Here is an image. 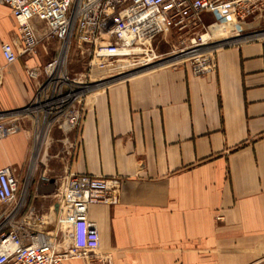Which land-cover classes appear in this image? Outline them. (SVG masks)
<instances>
[{
	"label": "crops",
	"instance_id": "obj_1",
	"mask_svg": "<svg viewBox=\"0 0 264 264\" xmlns=\"http://www.w3.org/2000/svg\"><path fill=\"white\" fill-rule=\"evenodd\" d=\"M31 24L40 42L20 54L17 23L0 4V121L17 126L0 138V169L26 190L20 220H43L59 251L110 250L114 264H264V33L218 47L207 74L161 65L90 86L77 100L79 125L46 130L25 109L61 44ZM72 174L120 177L117 202L87 206L84 227L62 211L50 224Z\"/></svg>",
	"mask_w": 264,
	"mask_h": 264
},
{
	"label": "built area",
	"instance_id": "obj_2",
	"mask_svg": "<svg viewBox=\"0 0 264 264\" xmlns=\"http://www.w3.org/2000/svg\"><path fill=\"white\" fill-rule=\"evenodd\" d=\"M0 4L10 8L17 23L20 54H33L40 42L32 20L44 24L47 37L60 41V50L43 67L44 81L25 109L46 130L54 124L65 129L78 126L82 112L77 100L90 86L147 65L151 43L158 35H194L191 49L179 62L189 61L191 72L203 75L215 70L214 52L218 47L213 45L228 42L224 34H237L238 24L253 15L260 14L264 19V0H0ZM205 13L211 22L205 23ZM214 26L220 27L222 34L217 35ZM201 30L205 31V39L197 36ZM72 45L83 55V74H73L68 67L67 53ZM1 52L6 63L17 59L9 42L1 45ZM16 130V125L0 121V138ZM120 183L117 176L69 175L50 224L57 225L62 211L74 226H86L87 206L116 203ZM25 197L26 190L15 171L1 168L0 206L13 205L0 212V264H63L75 257L84 258L87 264H114L110 250L84 246L57 250L43 229V220H36L40 229L30 228L34 225L20 220Z\"/></svg>",
	"mask_w": 264,
	"mask_h": 264
},
{
	"label": "rangeland",
	"instance_id": "obj_3",
	"mask_svg": "<svg viewBox=\"0 0 264 264\" xmlns=\"http://www.w3.org/2000/svg\"><path fill=\"white\" fill-rule=\"evenodd\" d=\"M207 17H208L207 13H205V19H206L205 23L211 22L210 19ZM242 23H244L242 26L240 27L238 26L240 29H238L237 34H234V35L224 34L223 35L224 37L226 36L230 39L228 42H233L236 39L254 36L259 33H264V19H263V16H261L260 14L253 15L250 19ZM241 27H245V28L241 29ZM203 34H205V31L201 30L197 33V36L203 35ZM193 36L194 35H189V36L185 35V37L183 38L181 35L175 32H166V33L158 35L151 43V51H149V57L147 60H145V63H147V65H143L135 70L148 67L150 65H153L154 63L160 62L167 58L178 56L182 54L183 52L188 51L189 49H191L190 48L192 46L191 38H193ZM221 38L222 37H218L219 40H221ZM220 42H223V41H220ZM70 59L72 60V63L70 64V67L69 66L68 67L72 68L71 72L73 74H83L85 72V63H84L83 55L80 54L79 49L74 48L73 45L69 50V60ZM179 61L171 62L166 65H171L172 63L174 64H182V63L187 64L188 63L189 64V61H185L182 63ZM12 205L13 203L1 205L0 212L6 209L9 210ZM30 228L40 229L41 227H39L36 224L34 226H31ZM43 229L47 230V227H43Z\"/></svg>",
	"mask_w": 264,
	"mask_h": 264
},
{
	"label": "water",
	"instance_id": "obj_4",
	"mask_svg": "<svg viewBox=\"0 0 264 264\" xmlns=\"http://www.w3.org/2000/svg\"><path fill=\"white\" fill-rule=\"evenodd\" d=\"M236 40H237V39H236ZM236 40H235V41H236ZM228 43H229V42H225V41H224V42L216 43V44H214L213 46H214V47H223V46L228 45ZM182 56H184V54H180V55L175 56V57L167 58V59L162 60V61H160V62L154 63L153 65H150V66H148V67H144V68H141V69H138V70H135V71H132V72L126 73V74H122V75H120V76L118 75V77H114V78H112V81H115V80H117V79H120L121 77H124V76H129V75H132V74H135V73L141 72V71L146 70V69H148V68H153V67H157V66L164 65L166 62H168V61H173V60H176V59H179V58H181ZM102 83H103V82H102ZM102 83H100L99 85H101ZM99 85H96V86H93V87H97V86H99ZM20 112H23V111H20ZM57 206H58V204L56 203V204L54 205V209H55V210H57Z\"/></svg>",
	"mask_w": 264,
	"mask_h": 264
},
{
	"label": "bare ground",
	"instance_id": "obj_5",
	"mask_svg": "<svg viewBox=\"0 0 264 264\" xmlns=\"http://www.w3.org/2000/svg\"><path fill=\"white\" fill-rule=\"evenodd\" d=\"M213 31L217 34V35H220V34H222V29H220V27H218V26H214L213 28ZM206 38V35H202V39H205ZM227 39H229V38H227ZM186 53V54H185ZM187 53L188 52H183L182 54H184V56H182L181 58H179V59H177V60H173V61H168V62H166L165 63V65L166 64H169V63H171V62H176V61H179V60H181V59H183L184 57H186L187 56ZM147 71V70H146ZM133 75V74H132ZM130 76V75H129ZM36 132V131H35ZM43 133V132H42ZM46 134V133H45ZM43 135V134H42ZM42 135H41V137H42ZM36 136V135H35ZM39 139V138H38ZM44 139V138H43ZM40 145V144H39Z\"/></svg>",
	"mask_w": 264,
	"mask_h": 264
}]
</instances>
